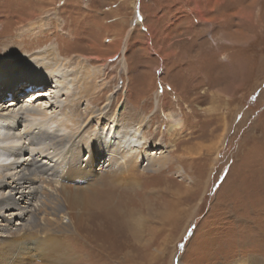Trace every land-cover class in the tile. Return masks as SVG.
I'll return each mask as SVG.
<instances>
[{"label":"rangeland","instance_id":"rangeland-1","mask_svg":"<svg viewBox=\"0 0 264 264\" xmlns=\"http://www.w3.org/2000/svg\"><path fill=\"white\" fill-rule=\"evenodd\" d=\"M251 1L0 0V56L9 58L12 50L11 57H22L53 45L72 58L88 46L93 64L106 68L108 90L99 106L118 94L119 117H145L149 149L170 157L163 172L141 181L187 197L168 230L161 228V215L153 216L149 246L129 240L135 246L126 248V239L118 238L121 221H105L104 208L79 218L82 209L71 204L73 232L59 237L62 248L48 254L39 238L31 239L0 264H71L75 257L76 264L264 261V0ZM50 83L39 91L46 101L56 85ZM17 92L11 99L23 101L26 91ZM171 118L182 121L179 131L169 132ZM17 131L24 133V123ZM156 192L158 213L168 198ZM149 232H143L144 243ZM91 242L106 249L105 262L93 257Z\"/></svg>","mask_w":264,"mask_h":264},{"label":"bare ground","instance_id":"bare-ground-1","mask_svg":"<svg viewBox=\"0 0 264 264\" xmlns=\"http://www.w3.org/2000/svg\"><path fill=\"white\" fill-rule=\"evenodd\" d=\"M248 7L251 15L253 1ZM87 47L72 58L68 49L53 45L22 57H11L12 50H7L9 58L0 56V259L15 255L31 239L39 238L48 254L62 248L59 237L73 232L71 204L82 209L79 218L91 209L100 213L104 208L105 221H121L124 229L119 230L118 238L126 239V248L135 246L129 240L149 246L155 241L150 226L153 216L161 215V228L168 230L186 204L187 197L180 190L171 193L168 185L156 190L141 181L146 174L163 172L170 157L149 149L143 133L145 117L137 122L119 117L123 105H115L118 94L107 96L106 103L99 106L108 90L106 68L93 64L95 60L85 54ZM23 81L40 87L56 82L49 92L53 102L43 100L46 94L39 91L27 92L23 101L17 97L6 101L9 94L17 96V91L24 94L29 89V83ZM82 104H87L84 111ZM94 120H98L97 126ZM170 120L169 132L179 131L182 121ZM22 123L25 131L20 134L17 129ZM27 151L43 154L44 161L28 156ZM156 191L162 199L168 198L158 213L153 206ZM140 193L144 194L142 200ZM144 231L151 233L145 243ZM89 246L96 252L92 256L105 262L106 249L93 242ZM76 261L75 257L71 264ZM241 264L264 261L241 260Z\"/></svg>","mask_w":264,"mask_h":264}]
</instances>
